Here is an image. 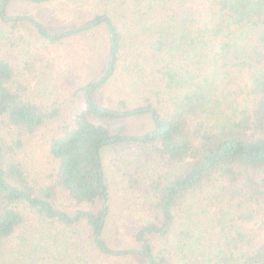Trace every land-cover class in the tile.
I'll list each match as a JSON object with an SVG mask.
<instances>
[{"label": "trees", "instance_id": "16d2710c", "mask_svg": "<svg viewBox=\"0 0 264 264\" xmlns=\"http://www.w3.org/2000/svg\"><path fill=\"white\" fill-rule=\"evenodd\" d=\"M12 1L0 0L7 49L19 22L48 44L100 27L108 42L101 76L76 89L83 95L65 94L63 81L50 102L33 99L0 56V264H113L128 255L148 264H264V0H90L60 31L10 17ZM113 85L120 108L94 100ZM145 114L154 126L142 134L117 122ZM51 122L45 147L56 165L46 182L31 178L16 152ZM130 144L174 170L141 187L131 178L147 220L131 233L139 248L119 250L103 238L102 151ZM58 194L66 207L54 205ZM27 213L36 222L30 254ZM43 221L68 230L63 248L44 243Z\"/></svg>", "mask_w": 264, "mask_h": 264}, {"label": "rangeland", "instance_id": "374dc122", "mask_svg": "<svg viewBox=\"0 0 264 264\" xmlns=\"http://www.w3.org/2000/svg\"><path fill=\"white\" fill-rule=\"evenodd\" d=\"M82 1L77 4L64 2L34 4L13 0L7 14L10 17L31 16L51 31H60L77 23L76 20H81L77 19V12L91 8L90 0ZM16 32L17 36H14L13 44L10 43L8 49L1 42L0 56L10 61L15 72L25 82L29 95L41 103L57 99L60 92L57 90V85L63 81L65 94H72L74 90L80 98L83 94L76 89L89 81L98 79L105 69L108 38L103 27L89 34L77 35L54 44L45 43L32 27L24 22L16 24ZM238 81L240 82V79ZM123 90L127 94L128 89ZM121 92L117 86L113 85L101 89L94 94L93 98L107 107L120 108L118 96ZM120 121L125 124L126 132L129 134H142L150 131L154 126L153 121L146 114L117 122ZM53 131V122L43 126L26 137L23 146L16 152V159L22 162L33 179H44L50 182L49 177L56 163L48 154L45 144ZM102 163L110 193V214L103 231V238L114 249L137 250L139 245L132 239L131 233L147 220V216L141 205H138L142 191L133 190L130 180L136 179L140 186V182L143 183L156 172L172 174L174 167H165L154 162L143 148L131 144L104 148ZM54 205L66 207V201L58 194ZM27 218L29 231L26 234L25 246L30 254L33 253V239L36 238L34 231L36 222L35 218L28 213ZM38 227L43 231L41 234L45 238L44 243H50V239L54 238L63 248L69 234L68 230L48 221L40 222ZM52 242L55 241L52 240ZM43 263L46 264V261ZM113 264L148 263L143 257L128 255L125 258L113 260Z\"/></svg>", "mask_w": 264, "mask_h": 264}]
</instances>
